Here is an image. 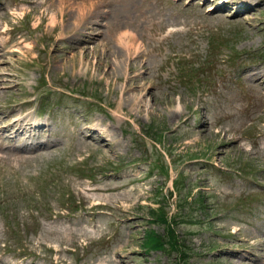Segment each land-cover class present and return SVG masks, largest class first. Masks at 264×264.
Masks as SVG:
<instances>
[{
    "label": "rangeland",
    "instance_id": "1",
    "mask_svg": "<svg viewBox=\"0 0 264 264\" xmlns=\"http://www.w3.org/2000/svg\"><path fill=\"white\" fill-rule=\"evenodd\" d=\"M58 1L49 0L52 6L48 11L40 6H35L32 10L33 6L27 5L30 14L25 19L20 18L22 15L6 16L3 14L4 10L1 11L3 6H0V103H9L15 98L32 100L33 105L28 111L40 113V103L37 102L42 97L45 101L48 99L47 108L51 104L52 111L48 109L40 114L50 116L55 131L53 137H48L47 134L44 138L54 146L49 150L34 152L31 159L22 160L19 156L25 155L13 150H0V154H4L0 157V193L4 191L5 182L14 189L34 192L39 182H45L44 179L56 172L54 175L58 178L55 180L57 184L50 195L51 204L46 206L47 209H61V192L66 191L75 200L83 201V217H89L93 212L98 213L95 205L103 204L105 206H102L103 210L100 212L112 213L122 218L117 232V225L104 216L94 221L83 218L69 222L59 218L49 220L50 215L46 213L41 219V233L35 239L28 238V242L33 239L35 247L39 246V254L42 253L43 258L55 260V263L60 261L58 264L173 263L178 253L175 249L170 255L159 251L145 253L139 248L146 220L142 219L144 213L138 210V206L153 204L156 200L155 191L160 185L156 178L139 183L135 179V171L125 170L122 174L90 181L78 176L76 167H72L71 161H77L80 157H70L71 150L75 148L85 150V157L91 154V160L96 164L140 157L142 152H137L136 149L143 144L144 138L138 129L144 130L150 126L164 131L167 144L175 143L177 152L181 144L179 149L190 147L188 154H203V158L207 156L210 161L221 166L231 164L235 174L239 170L250 173L239 176L240 179L235 177L233 181V173L225 175L211 166L197 163L186 168L191 181L190 187L196 186L198 194L205 197V209L212 215L205 218L198 203H185V200L189 201L188 197L197 199L195 192L181 191L179 199H171L170 211L178 214L181 198L184 197L182 206L185 205V208L180 212L183 222L178 229L185 246L193 253L189 264H264V203L260 206L259 203L245 201L252 195L264 198V188L253 183L255 180L256 184L264 185V136L258 139L257 145L258 131L264 133V87L258 83L262 81L261 76L264 80V61L249 57L264 46V9L261 11L260 8L254 13L246 10L239 17L234 16L236 9L211 12L210 8L216 9L219 0H100L97 2L102 7V18L83 23V29L92 27L91 31L83 30V39L93 33V37H101L104 42H108L109 57L105 59L100 53L101 46H96L94 51L93 43H89L88 50H73L69 43L54 45L56 37H62L74 28L75 21L71 13L80 5L77 0H69L64 8L67 15L64 18L59 16L56 21L53 10ZM223 2L226 0L220 1ZM95 3L96 1L89 0L88 8L94 7ZM22 6L25 5L20 7ZM245 13L252 20L243 19ZM6 21L14 30L10 33L13 40L6 45L7 52L3 54L2 41L7 39L8 34L2 33V24ZM94 28L99 31H93ZM120 34L142 41V50L150 53L146 59L149 83L141 91L127 94L130 102L134 97L138 96L139 99L141 95H145L144 102L137 106L128 102L130 107L127 104L124 106L127 115L120 113L121 108L117 106L121 96L119 88L122 83L124 85L127 82L125 78L133 73L140 74L137 81L141 84L144 68L138 61H132L129 66L124 67L126 50L120 49L116 40ZM219 38L222 42H227L228 47L219 51V58L211 68L212 92L195 95L187 88L186 90L179 79L177 60L187 59L190 66L203 63L212 48V41ZM79 39L77 37V41ZM21 41L27 44L25 49L34 46L35 53L25 57L21 52H8L14 50L13 45ZM234 49L243 53L241 58L244 57L240 58L241 61L239 59L240 64H244L243 68L232 69L233 65L225 61ZM113 67L115 73L112 74ZM45 77L48 84L43 85L41 81ZM71 92L75 94L70 95ZM35 96L38 98L35 99ZM258 96L262 99L260 105ZM88 100L94 103L100 100L105 105L98 103L99 107H104L106 113L113 118L106 120V117L99 116L103 113L93 104L91 112L83 111V115H87L82 116L81 108ZM56 103H61L60 107ZM177 107L184 112L183 115L190 116L189 123L184 124V116L172 113ZM138 111L140 114L136 115ZM83 117L95 123L103 121L104 128L108 130L112 129V125L117 127L118 138L109 147L111 149L106 147L111 139L109 136L106 137V143L101 145L93 142L83 145L81 142L80 146L72 139L75 126ZM124 119L129 120L125 122ZM4 120L5 118L1 121ZM249 124L259 126V130L254 131L256 139L246 131V125ZM232 138H238L239 144L225 142ZM0 144L12 149L16 145L23 146L24 143L22 140L9 143L2 139ZM148 145H151L150 141ZM254 166L256 171H253ZM147 172V168H141L139 173L145 175ZM167 188L171 189L172 185L168 184L165 191ZM206 196L209 197L206 199ZM229 203L231 210L213 211L218 205L225 206ZM19 206L21 214L29 211L25 202H19ZM219 213L221 214L218 215ZM193 215L200 220H193ZM3 229V224H0V230ZM231 230L238 231L232 239L221 237ZM160 231L163 232L164 229L160 228ZM110 237L112 244L106 245L111 241L103 243L95 250L97 256H83L82 262L66 252L77 249L82 243L107 240ZM257 239L260 240L258 244L245 243L246 240ZM105 249L118 254L114 257H100L103 252H108ZM14 258L12 254L4 253L0 245V264H21ZM37 264L49 262L47 259L37 260Z\"/></svg>",
    "mask_w": 264,
    "mask_h": 264
},
{
    "label": "bare ground",
    "instance_id": "2",
    "mask_svg": "<svg viewBox=\"0 0 264 264\" xmlns=\"http://www.w3.org/2000/svg\"><path fill=\"white\" fill-rule=\"evenodd\" d=\"M62 1H65V0H62ZM77 1H80L83 5V9L80 11L79 14H77L76 16H80V20H79V24H82L83 20H85L87 17H89L88 19H94L96 18L97 14L100 12V8H97V9H94V10H91L90 8H88L87 4H88V1L89 0H77ZM91 1H96L95 5H98L100 4V2H97L99 0H91ZM254 3L256 4V6L259 5L260 2H262V0H253ZM250 2V0L248 1ZM254 10V9H252ZM117 40V43L119 45V48L122 49V50H125L124 53L126 52L127 53V59L129 60V62H132V61H138V62H141L142 63V66L144 68V71L141 73V74H144V77L142 78L141 77V84H139V82L137 81L138 78H140V74H137V75H133V76H128L127 78V82L126 84L122 87V94H123V99L125 101H129V98H127V94H129L131 91H141L142 89L145 88V86L149 83V76H148V69L146 68V65H147V58L149 57V51L148 50H141V47L139 46V43L133 38V37H127V38H124V36H119L116 38ZM91 41H87V43H90ZM93 43L96 46H101V55L104 56V58H108L109 57V49H108V42H104L103 39H94L93 40ZM88 47L87 46H83V50H88L87 49ZM32 48L31 47H28L27 48V52L29 53V51H31ZM94 51H95V48H94ZM127 62V60H123V65H125ZM111 73H115V69L113 67V69L111 70ZM108 76V75H106ZM104 76V77H106ZM261 79H262V82L261 83H264V80H263V76H261ZM138 102V100L136 99L133 103L136 104ZM141 102H144V98L142 97L141 98ZM22 104L20 105H16L14 107V109L12 111H7L8 110V107L7 106H3V107H0V119L2 118L1 116L2 115H5V116H11V114L13 112H16L17 114L15 116H12V117H15L12 119L11 123L9 124H3L4 122L3 121H0V135H5L7 133H16V132H19L20 130H23V132H27L28 134H34L35 132H37L38 130L37 127H41L40 130H39V134L38 136H41L43 133H45L46 131H49L50 129L48 127H46V125L48 123H43V121H39L37 120V118L35 116H32L30 114L26 115V116H20V112L21 110L19 111L18 108L21 107ZM179 111V110H178ZM177 111V113H178ZM87 123H84L83 124V129L81 131L82 133V136H81V142L83 145H86L88 142L91 143V142H94L95 141V138H96V134L99 132V128L97 125H94V124H87ZM90 132L88 134V138L85 135L86 132ZM113 132L114 134L116 133L115 130L111 131ZM234 144H239V139H234L233 140ZM38 144H41L40 143H37L34 145V147L31 149V150H22V152H25L27 154V157L26 156H21L19 158H21L22 160H28L29 158H31L30 153H33L35 150H39L41 147L39 146H36ZM0 150H3L5 151V149H3L2 147H0ZM1 157V156H0Z\"/></svg>",
    "mask_w": 264,
    "mask_h": 264
},
{
    "label": "trees",
    "instance_id": "3",
    "mask_svg": "<svg viewBox=\"0 0 264 264\" xmlns=\"http://www.w3.org/2000/svg\"><path fill=\"white\" fill-rule=\"evenodd\" d=\"M174 230V229H173ZM172 230V233H174V231ZM147 243L150 246L153 247H157V248H163L162 246L166 243V240L164 239V237L158 236L156 235L154 232H151L148 235L147 238ZM183 251V250H182ZM185 255V254H184ZM177 264H188V261L186 260V257L183 258V260L180 263Z\"/></svg>",
    "mask_w": 264,
    "mask_h": 264
}]
</instances>
